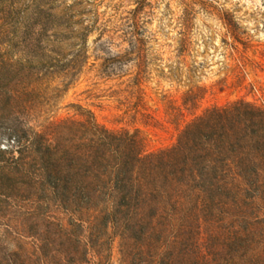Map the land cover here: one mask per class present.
I'll return each instance as SVG.
<instances>
[{"label":"trees","instance_id":"obj_1","mask_svg":"<svg viewBox=\"0 0 264 264\" xmlns=\"http://www.w3.org/2000/svg\"><path fill=\"white\" fill-rule=\"evenodd\" d=\"M94 17L0 0V264H115L116 243L118 264H264V106L209 108L156 152L90 111L31 125L88 63Z\"/></svg>","mask_w":264,"mask_h":264},{"label":"rangeland","instance_id":"obj_2","mask_svg":"<svg viewBox=\"0 0 264 264\" xmlns=\"http://www.w3.org/2000/svg\"><path fill=\"white\" fill-rule=\"evenodd\" d=\"M81 1L87 18L97 13L99 20L89 61L72 79L48 80L53 100L37 99L31 125L45 128L90 111L107 128L139 130L156 152L173 146L209 108L264 106V0ZM8 142L0 130V146Z\"/></svg>","mask_w":264,"mask_h":264}]
</instances>
